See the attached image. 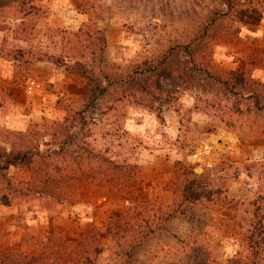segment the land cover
<instances>
[{
  "label": "rangeland",
  "instance_id": "obj_1",
  "mask_svg": "<svg viewBox=\"0 0 264 264\" xmlns=\"http://www.w3.org/2000/svg\"><path fill=\"white\" fill-rule=\"evenodd\" d=\"M43 1L26 0L15 17L41 9ZM7 2L15 7L17 0H0V7ZM71 4L89 19L80 43L73 38L74 46L86 48L83 64L93 67L94 74L103 68L105 74H113L111 87L99 102L67 103L63 119L34 120L33 131H40L46 126L56 129L55 123L68 119V135H47L35 144H50L41 146V154L51 150L61 155V148H71L63 144L66 137L75 144L90 142L94 154L101 150L111 161L137 166L143 182L116 196L83 185L74 204L62 205L48 197L16 200L4 191V179L25 180L29 171L0 176V261L15 252L40 255V242L50 243L56 258L64 241L78 242L91 228L103 230L112 212L133 200L171 203L174 173L181 163L202 175L196 179L198 193H218L219 188H228L226 178L232 181L241 173L250 177L252 191L237 190L234 197L246 201L244 205L225 214L231 219L228 228L221 226L225 218L220 202L208 198L190 207L172 232L160 229L150 235L130 261L119 256L109 237L108 247L92 256V264H230L232 255H238V264L255 260L264 264V110H256L254 101L247 99L250 91L234 86L243 71L264 82V0H71ZM83 68L72 72L86 74L89 70ZM226 131L242 143L239 149L219 144ZM18 138L0 126L1 162L13 147L22 148ZM211 160L217 165H209ZM100 164L98 158L92 160L94 175ZM196 164H205L204 171ZM101 247L93 240V250ZM256 249L257 259L252 256Z\"/></svg>",
  "mask_w": 264,
  "mask_h": 264
},
{
  "label": "trees",
  "instance_id": "obj_2",
  "mask_svg": "<svg viewBox=\"0 0 264 264\" xmlns=\"http://www.w3.org/2000/svg\"><path fill=\"white\" fill-rule=\"evenodd\" d=\"M84 31L82 30L81 34H73L77 43H80L79 37L86 33ZM76 50L80 53V58L84 59L86 48L80 46ZM75 67L88 69L83 63L79 62L72 69ZM88 70L86 74H78L85 78L88 84V93L81 99L84 102L87 100L89 102H99L107 93L108 87H111L109 78L113 74L110 76L105 74L106 68L100 69L99 72H95L96 74H94L93 70L95 69L93 67ZM99 73L101 80L99 79ZM237 76L241 82L234 86L250 91L247 99L254 101L256 110H264V87L262 86L264 82L252 76L247 77L248 75L244 71ZM250 82H253V84ZM251 85H253V89ZM81 115L80 112L79 117L82 120ZM67 121L68 119L65 117L63 123H55L57 125L56 129L53 126H46L40 131H33L37 126L33 122L25 132L13 131L19 135L17 144H21L22 148L17 150L13 147L5 156L6 160L4 162H1L0 159V176L4 178L10 175L12 170H26L29 171L30 176L25 180H18L13 176L4 179L3 189L9 193L11 198L19 200L29 197H48L58 204L72 205L80 198L78 195L83 185L90 184L98 192H104V194L110 196H116L126 190L141 186L143 181L137 166L122 165L111 161L102 155L101 150L94 154L95 151L91 147V143L87 141H80L75 144V140L70 142L71 137H66L63 144L67 147H75L74 151H71V148H61V155L51 150L41 154V146L48 147L50 144L39 143L38 145L35 144L36 141L41 139L42 142V139L47 135L53 138L68 135L65 126ZM213 131L214 129L209 130L210 133ZM5 152L7 151L5 150ZM94 158H98L101 162L99 171L95 175L91 168ZM35 160L38 162H35ZM174 175L176 181L173 183L171 203L133 200L125 204L122 209L112 212L103 230L91 228L90 231L80 236L78 242L64 241L56 258H53L56 253L51 250V248L54 249L50 246L51 244L40 242L42 246L40 255L15 252L6 260L0 261V264H92V256L104 253L105 248L108 247L105 239L109 237L118 246L119 256L130 261L150 235L157 232V230L165 229L168 223L174 219L187 217V211L190 207L199 206L208 198H212L208 200L211 203L215 197L217 202H220L221 212L225 218V222L221 225L224 229L228 228L231 221V219H227L228 216L225 214L238 212L240 207L244 205L243 202L234 201L227 196V187L219 188L218 193H198L196 191V179H201L202 175L195 173L194 168H185L183 164L178 163ZM230 229L234 230L235 226ZM225 233L227 232L225 231ZM93 240L100 241L102 247L93 250ZM249 240L251 241V239ZM255 245L258 249V244ZM257 249L252 253V256L256 259L259 255ZM237 256L235 255L228 262L238 264ZM255 264H258L256 260Z\"/></svg>",
  "mask_w": 264,
  "mask_h": 264
},
{
  "label": "crops",
  "instance_id": "obj_3",
  "mask_svg": "<svg viewBox=\"0 0 264 264\" xmlns=\"http://www.w3.org/2000/svg\"><path fill=\"white\" fill-rule=\"evenodd\" d=\"M25 1L17 0L15 7L9 2L0 7V126L16 132L27 131L34 120L63 119L66 104L88 93L85 78L70 71L78 62L85 63L74 46L73 34L86 29L88 16L78 8L75 12L71 0H44L41 9L15 17ZM3 11L8 12L3 15ZM226 132L219 144L239 149L242 143L229 134L231 131ZM212 164L217 165L211 160ZM203 165L196 164L204 171ZM226 179L230 182L227 196L233 200L237 190L252 191L251 179L244 173L232 181ZM182 220L170 221L164 232H172Z\"/></svg>",
  "mask_w": 264,
  "mask_h": 264
}]
</instances>
